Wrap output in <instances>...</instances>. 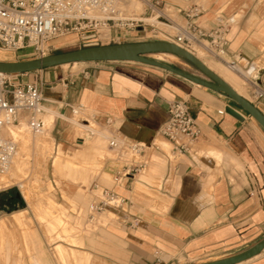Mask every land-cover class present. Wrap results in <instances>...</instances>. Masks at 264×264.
Listing matches in <instances>:
<instances>
[{"label":"crops","instance_id":"crops-1","mask_svg":"<svg viewBox=\"0 0 264 264\" xmlns=\"http://www.w3.org/2000/svg\"><path fill=\"white\" fill-rule=\"evenodd\" d=\"M136 1L143 12L146 2ZM160 1L162 20L177 19L186 8L183 0ZM194 3L200 13L193 24L205 32L216 26L218 16H240L225 35V54L218 58L208 51L201 61L264 114V97L257 96L258 91H264V0ZM145 8L139 16L151 14ZM148 30L149 26L111 28L93 36L96 45L160 40L151 30V37L146 38ZM62 43L82 45L75 35L57 42ZM165 64L207 81L196 68L190 71L171 62ZM254 64L256 72L248 79L245 71ZM14 80L35 82L40 87L42 118L51 120L32 138L35 141L46 133L52 141L50 130L55 152L62 146L68 156L81 151L86 158L97 156L84 147L85 138L90 141L93 137L78 136L71 125L82 132L91 131L93 136L99 132L144 146L140 158L127 150L106 148L96 160L95 175L84 194L79 192L83 184L68 188V201L77 215L69 220L83 231L86 224L92 228L82 236L72 232L74 229L43 228L57 264H197L240 253L264 237V131L234 102L166 70L137 62L69 64L19 74ZM173 101L186 102L200 128L198 139L184 153L173 152L158 135ZM227 107L244 119L227 114ZM73 109L78 113L73 114ZM89 125L100 131L88 129ZM139 162L145 164L142 174L112 182L116 172ZM66 167L62 160L56 163L61 174ZM3 182L1 178L0 184ZM94 184L123 197L124 206H109L91 218L88 206L100 198ZM30 201L31 193L26 203ZM22 237H26L21 241L23 250L30 252L28 264H51L38 237ZM7 243L21 252L19 237L0 228V247ZM0 259L5 260L3 255ZM14 259L19 261L12 255L10 260ZM240 264H264V250Z\"/></svg>","mask_w":264,"mask_h":264},{"label":"built area","instance_id":"built-area-1","mask_svg":"<svg viewBox=\"0 0 264 264\" xmlns=\"http://www.w3.org/2000/svg\"><path fill=\"white\" fill-rule=\"evenodd\" d=\"M186 8L179 13L177 19L162 20L160 0H145L150 11L149 17L160 21L166 30H158L141 19L129 17L123 7L126 0H0V51L20 53L43 57L47 55L50 42L64 35H75L82 45L97 46L93 36L97 32H107L111 28L126 30L135 27L149 26L151 32L162 35L161 41L170 42L190 49L194 44L205 42L208 51L215 57L225 54V35L228 29L237 23L236 15L216 18V26L208 32L193 24L200 10L194 0H183ZM146 17V16H144ZM158 37V36H157ZM246 74H255L256 68L250 65ZM18 75H14L16 77ZM13 76L0 74V176L6 175L11 167L17 150L14 138L6 135V131L18 124L22 116L32 131H39L43 124L40 116L44 113L40 87L35 82H16ZM264 97V91L257 92ZM73 114L78 109L72 110ZM223 111H219L222 114ZM158 135L165 140L171 150L176 153L186 152L198 139L200 128L190 115L184 101H173L169 104L168 118L162 124ZM109 148L127 150L134 157L140 158L144 146L126 144L115 138L109 141ZM159 149V146H155ZM145 164H129L116 172L112 177L114 184L122 178H129L144 172ZM100 198L89 205L91 218L103 212L107 207L121 208L125 199L113 191L94 184Z\"/></svg>","mask_w":264,"mask_h":264},{"label":"rangeland","instance_id":"rangeland-1","mask_svg":"<svg viewBox=\"0 0 264 264\" xmlns=\"http://www.w3.org/2000/svg\"><path fill=\"white\" fill-rule=\"evenodd\" d=\"M135 2L137 15L139 16L140 14L145 13L146 8L144 2L143 12L139 9L138 2ZM144 16L149 17L148 15ZM164 30H166V27H164ZM148 32L149 33L146 35V38L151 37L150 30H148ZM157 36L158 38L163 39L162 35L158 34ZM70 38H72V35L53 39L49 44L51 48H49L47 55L95 46H83L80 44L68 43H62V45L57 44V42H62L63 40H68ZM27 51L29 50H24L20 53L0 51V61H23L39 58L36 55L25 54ZM196 54L200 58L204 57V52L200 49H196ZM149 58H154L155 60L158 59L163 63H165V61L171 62L190 71H194L195 68L186 60L179 57L172 58L168 54L165 56L150 55ZM16 77L13 76L11 78ZM70 121L79 123L75 119H71ZM71 126L77 131L78 136L88 134L89 137H93L90 141H88L87 137L85 138L87 142L84 147L86 150L87 148L88 150H93L94 154H97V156H95L97 158H86L84 151L78 152L77 155L74 156H68V153L62 150V146L60 147L59 152H55L54 145L56 143L54 144V138L50 134V130H48V133L53 139L52 141L47 137L46 133L39 139L36 137V140L34 141L32 136L39 134H33L30 132L26 119L20 120L18 124L10 127V131L8 133L6 132V135L14 138L19 155H16L18 158L17 162L15 166H12L11 172L8 174H11L12 179L10 178V181L7 182V178L5 179L4 177L3 181L6 183L4 186L0 184V194L14 188V190L17 191L18 195L21 197L22 201L20 204L19 202H15L14 207L6 205L7 208L12 209L11 212H8L4 207L0 208V218L3 219L0 221V228H6V232H11L19 237V250L21 252H16V245L11 247V244L9 243L5 244L0 247V257L3 255L5 258L3 261L0 259V264H15V259L13 261L10 260L12 255L19 258V261L16 264H28V256L30 252L23 250L22 246L25 248V245H22L21 241H24L26 238L22 237L23 234L24 236L28 234L38 237L44 246L48 260L51 261V264H57L54 259L53 251L51 250L53 245L49 244L50 242H48L43 228L51 231H54V229H74L72 232L75 231L74 233L79 236H82L83 234L87 235V232L90 233L92 228L91 225L86 224L87 228L83 231L82 228L80 229L75 227L73 220H69L70 217L75 218L77 215L75 214L76 208L68 201V188L76 189L78 187L77 184H83L84 187L80 188L79 192L84 194V190L87 187L86 185L95 175V170L98 166V162L96 160H98L99 156H102V154L105 153L106 144L110 137L104 133V135H102L99 132L97 133V136H93L91 131L82 132V129H80L79 126ZM88 129L100 131L98 129H94L92 125H89ZM59 159L62 160L65 165L69 166L65 168L66 171L63 172V174L56 169V163L60 161ZM22 184L25 185L30 192L32 191L31 201L28 204L25 202L22 194L20 193V185ZM89 201L90 198L88 197L86 202L87 206ZM22 210H25L26 212H24V214H17Z\"/></svg>","mask_w":264,"mask_h":264},{"label":"water","instance_id":"water-1","mask_svg":"<svg viewBox=\"0 0 264 264\" xmlns=\"http://www.w3.org/2000/svg\"><path fill=\"white\" fill-rule=\"evenodd\" d=\"M172 54L182 58L193 65L207 79L203 80L188 74L184 71L175 69L159 60L149 58L154 54ZM103 61H126L137 62L149 66H154L184 78L191 83L204 87L217 94H220L228 100L239 106L248 117L255 122L264 131V114H262L253 104L236 93V91L220 76L210 70L204 63L198 60L191 53L179 46L161 40L117 43L109 45L90 46L70 51L46 55L36 59L23 61H0V73L6 75L26 74L56 66L69 65L85 62H103ZM226 113L238 120H243L244 116L232 107H227ZM264 250V237L248 249L235 255L197 264H240L245 262Z\"/></svg>","mask_w":264,"mask_h":264},{"label":"bare ground","instance_id":"bare-ground-1","mask_svg":"<svg viewBox=\"0 0 264 264\" xmlns=\"http://www.w3.org/2000/svg\"><path fill=\"white\" fill-rule=\"evenodd\" d=\"M136 0H130V2H129V4H126L125 2H124V4H123V7H124V9L126 10V12H127V14H128V16L129 17H132V18H135V19H141V20H143L144 22H147V23H149V24H151V25H153L154 27H156L158 30H164V25L160 22V21H158V20H156L155 18H153V17H143V16H138L136 13H135V8H136V2H135ZM145 1V0H144ZM235 18H236V20H237V22L239 21V19H240V16L239 15H237L236 14V16H235ZM237 23H235L234 25H236ZM233 25V26H234ZM66 36H69V35H64V36H62V37H60V38H63V37H66ZM178 46V45H177ZM180 48H182L181 46H179ZM183 49V48H182ZM196 49H200V50H202L203 52H204V57L203 58H205L206 57V55H207V53H208V47H207V44L205 43V42H203V43H200V44H194L190 49H184V50H186L187 52H189V53H191L193 56H197L198 57V55L196 54ZM4 53V52H3ZM156 55H162L161 53L160 54H154L153 56H156ZM168 55H171V56H173V58H176V56L175 55H172V54H168ZM196 57V58H197ZM203 58H199L200 59V61H201V59H203ZM154 59V58H153ZM198 59V58H197ZM198 59V60H199ZM156 60H158V59H156ZM160 61V60H159ZM202 62V61H201ZM203 63V62H202ZM74 64H76V63H74ZM205 65V64H204ZM62 66H64V65H62ZM208 67V66H207ZM254 67L256 68V65L254 64ZM209 68V67H208ZM210 69V68H209ZM0 74H2V73H0ZM15 74H12V75H9V76H14ZM253 75V73L251 74V75H248V74H246V77L248 78V79H250V77ZM237 93V92H236ZM238 94V93H237ZM240 95V94H239ZM241 96V95H240ZM44 114H45V111H44V113L40 116V120H41V122H42V117L44 116ZM20 120H22V119H20ZM51 120V118L50 117H47L46 116V120H44L43 122H42V124H43V127L39 130V131H37V132H35V131H32L30 128V132L31 133H33V134H40L42 131H43V129H44V127L49 123V121ZM254 120V119H253ZM255 121V120H254ZM20 122V121H19ZM44 124H45V126H44ZM10 131V128L6 131L7 133ZM115 138H110L109 140H108V142H107V144H106V148H109V141L110 140H114ZM30 140V139H29ZM36 140V139H35ZM168 146V145H167ZM164 147V146H163ZM169 147V146H168ZM19 155V153H17V150H16V153H15V155H14V157H13V159H12V162H11V167H10V169H9V171H8V173L6 174V175H3V176H0V179L1 178H4L5 177V179L7 180V182L8 181H10L9 179L11 178L12 179V177H11V174L10 175H8L10 172H11V168H12V166H15V164H16V162H17V157H16V155ZM16 157V158H15ZM18 167V166H17ZM16 168V167H15ZM13 176V175H12ZM6 182H3L2 183V185L4 186V184H5ZM2 186V187H3ZM32 192V191H31ZM29 190H28V188L25 186V185H20V193L22 194V196H23V198H24V200H25V202H29V196H30V193H31ZM99 192V191H98ZM88 211H89V206H88ZM89 213H91L90 211H89Z\"/></svg>","mask_w":264,"mask_h":264},{"label":"trees","instance_id":"trees-1","mask_svg":"<svg viewBox=\"0 0 264 264\" xmlns=\"http://www.w3.org/2000/svg\"><path fill=\"white\" fill-rule=\"evenodd\" d=\"M21 201V197L18 195L17 191L14 190V188L0 194V208L4 207L8 212H11L12 209L7 208L6 205L14 207L15 202H19L20 204Z\"/></svg>","mask_w":264,"mask_h":264}]
</instances>
